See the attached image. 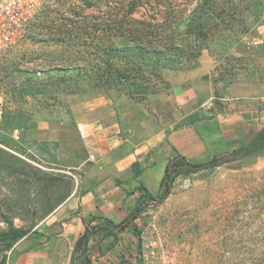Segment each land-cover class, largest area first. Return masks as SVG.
<instances>
[{
	"label": "rangeland",
	"instance_id": "rangeland-1",
	"mask_svg": "<svg viewBox=\"0 0 264 264\" xmlns=\"http://www.w3.org/2000/svg\"><path fill=\"white\" fill-rule=\"evenodd\" d=\"M167 1L48 0L20 43L0 51V233L29 231L11 245L0 242V264H15L20 252L41 241L39 225L82 175V119L136 99L168 124L186 123L184 94L223 87L238 72L225 45L264 23V0H208L210 35L201 41L202 53L178 56L176 67L140 50L103 52L48 39L63 17L87 14L93 23L147 17L172 8ZM171 1L181 9L188 0ZM205 18L198 12L192 31L183 26L178 37L191 41ZM203 54L215 56L217 66L208 68ZM136 231L142 264H264V155L180 175L142 212Z\"/></svg>",
	"mask_w": 264,
	"mask_h": 264
},
{
	"label": "crops",
	"instance_id": "crops-1",
	"mask_svg": "<svg viewBox=\"0 0 264 264\" xmlns=\"http://www.w3.org/2000/svg\"><path fill=\"white\" fill-rule=\"evenodd\" d=\"M225 53L236 58L229 60L238 62L237 74L227 75L223 87L187 91L181 100L183 117H189L184 124H168L136 99L80 121L86 150L82 175L39 225L41 241L20 252L15 264H83L73 256L75 242L89 223L102 218L124 228L90 243L91 264H142L136 229L143 210L128 218L145 194L150 196L145 208L158 203L173 158L181 154L192 163L206 162L264 129V23L227 43ZM202 60L208 68L218 64L215 56L203 54Z\"/></svg>",
	"mask_w": 264,
	"mask_h": 264
},
{
	"label": "trees",
	"instance_id": "trees-1",
	"mask_svg": "<svg viewBox=\"0 0 264 264\" xmlns=\"http://www.w3.org/2000/svg\"><path fill=\"white\" fill-rule=\"evenodd\" d=\"M168 2L173 4L172 8L169 5L167 11L163 13L160 11L147 17L119 15L99 23H93L89 18L92 15L87 14H78L77 19L74 20L63 17L60 19L66 22L59 25L55 23L56 26L53 25L54 29L50 32L48 39L103 52L121 50L138 52L140 50L143 52L142 55L148 56L151 60L155 57L165 56L162 59L171 62V65L176 67L178 56L197 57L202 53L201 41L207 40L210 35V24L207 17L212 9L208 0H199L196 3L193 0H188L181 9L179 4L173 3L171 0H168L167 4H169ZM198 12L206 14V21L201 25V30L195 34V38L188 41V39L178 37L177 33L183 26L192 31ZM109 28L110 32H108ZM255 155H264V129L258 131L246 144L215 154L206 162L192 163L183 155L177 154L167 167L165 192L157 200L160 202L165 197L169 192L170 184L181 174L187 175L224 164L241 162ZM149 197L147 194L144 195L128 220H134L142 210L146 209ZM123 228V224H115L107 218H102L101 221L94 224L89 223L75 242L73 256L81 258L83 264H91L90 243L92 241L100 242L104 237L114 235L117 230ZM28 233L29 231L25 228L10 227L8 231L0 233V242L5 241L7 245H11Z\"/></svg>",
	"mask_w": 264,
	"mask_h": 264
},
{
	"label": "built area",
	"instance_id": "built-area-1",
	"mask_svg": "<svg viewBox=\"0 0 264 264\" xmlns=\"http://www.w3.org/2000/svg\"><path fill=\"white\" fill-rule=\"evenodd\" d=\"M48 0H0V51H9L24 38L26 26L36 9ZM4 121V105L0 101V125ZM15 134L19 129L15 128Z\"/></svg>",
	"mask_w": 264,
	"mask_h": 264
}]
</instances>
